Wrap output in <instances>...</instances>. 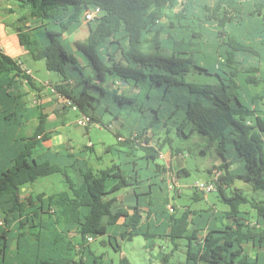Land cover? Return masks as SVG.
I'll return each instance as SVG.
<instances>
[{"label": "trees", "instance_id": "16d2710c", "mask_svg": "<svg viewBox=\"0 0 264 264\" xmlns=\"http://www.w3.org/2000/svg\"><path fill=\"white\" fill-rule=\"evenodd\" d=\"M7 1L25 10L18 21L31 30L18 35L27 39L31 56L44 59L47 70L60 76L51 86L57 100H64L62 109L74 105L92 124L103 112L112 115L122 146L117 151L124 157L94 170L74 152L38 150L51 137L49 114L40 110L31 134L19 138L13 154L0 146L1 261L113 264L91 248L92 240L106 236L120 252L119 240L143 235L150 248L151 237L172 243L170 251H159L158 264H264V201L232 188L239 179L264 189V0ZM93 7L100 14L88 21L85 42L76 41V49L67 52L65 34L78 29L84 11ZM210 34L212 43L206 42ZM246 53L257 56L262 68L244 67L240 55ZM22 65L0 50V78L20 75L37 88ZM193 69L213 74L216 81L189 80ZM260 83L253 92L251 85ZM9 85L0 80V129L7 135L32 115L22 121L5 107ZM172 127L185 137L198 134L204 138L200 152L219 156L207 170H221L215 191L225 208L180 210L171 202L172 167L158 159L172 141ZM148 133L157 136V144H149ZM170 152L180 149L170 147ZM53 173L63 175L66 189L20 196L23 187ZM188 174L185 166L176 171ZM129 188L134 203L116 207L114 193ZM200 193L195 189L193 199ZM151 216L156 222L149 221ZM119 219V230L110 233ZM183 238L185 259L173 260ZM246 244L261 251L252 255ZM118 264L132 263L122 256Z\"/></svg>", "mask_w": 264, "mask_h": 264}, {"label": "rangeland", "instance_id": "374dc122", "mask_svg": "<svg viewBox=\"0 0 264 264\" xmlns=\"http://www.w3.org/2000/svg\"><path fill=\"white\" fill-rule=\"evenodd\" d=\"M250 1L252 2L253 0ZM24 22V20H21L19 23L23 25ZM87 34V21H83L78 30L74 33H66V38L62 40V44L64 45L66 51H72L70 47L72 42H85ZM214 38L215 36L213 34L207 35L206 42L212 43L215 40ZM20 57L25 66L32 70V74L37 80H51L56 82L60 79V76L57 73L47 70L44 59H34L28 53L21 55ZM240 59L246 68L253 65H257L261 68L263 66V62L260 61L257 56L252 54H242L240 55ZM206 64L211 66L210 62H207ZM187 78L196 82L216 81L213 74H208L196 69H193V72L189 73ZM262 85L263 83L251 85V90L253 92H257L261 89ZM37 87L41 90L42 88H46L48 86L45 84L37 85ZM40 90L38 91L40 92ZM33 99H35V97L30 98L31 101ZM79 117H81V114L68 106L66 109H61V111L56 112L55 115L50 116L47 128L48 131H51V140L44 142L43 145L51 146V144H53L54 146H57L58 144L63 143V145L67 146V148L63 146L62 148L58 147L54 149L62 151L67 150L66 152H74L77 155L86 158L94 170L106 168L112 163L118 162L120 157H124L123 153L117 151L118 149H122V146L118 143L115 135L119 127L118 123L113 120L112 115L107 112H103L99 123L89 124L87 127L76 123ZM30 121L31 123L33 122L32 118ZM36 123L37 122L35 120L34 126ZM17 131V137H20L22 134H28V129L26 132L24 129L22 131L20 128ZM168 134L172 138V141L164 144L161 150V157L158 161L160 163L162 162L167 164L169 159L172 160L173 165L170 164V166H172L173 169L170 172L169 177L171 182H174V187L170 191L175 198L171 200V202L174 203L177 206V209L180 210L185 209L183 206H189L193 209L206 208L209 206H211L212 209L215 208L218 210L225 208V205L221 201L217 191H211L205 195L202 194L198 199H193L192 197L195 190L192 186L193 183L197 180L205 181L211 177V173H209L207 169H212V165L219 162L217 160L219 156L213 150H208L205 154L200 152L204 138L200 137L198 134H195L192 137H185L178 134L176 129L173 127L170 129ZM148 135H150L149 144H157V136L148 133L147 137ZM163 135L164 134H160V137H163ZM18 142L21 141L18 140ZM108 147H111L110 151H107ZM170 147L180 149V154H177L178 156L175 154H173V156L170 155ZM238 165L239 164L235 163L233 164V167H238ZM182 166H185L188 169L189 174L177 176L176 171ZM70 173L74 174L71 170ZM234 187L240 188L249 198L264 201V189H253L249 186V184L239 179L234 182L232 188ZM66 188L67 184L63 175L61 173H53L47 176L38 177L34 182L23 187L20 196L24 197L30 193L36 194L39 192L52 194ZM230 192L231 189L228 188L227 193ZM114 194L118 197L116 207L123 205L128 199V193L124 189L118 190ZM167 207L170 209V206ZM111 227L113 228L114 226ZM113 229L117 231L119 229V224H117ZM201 235H203V233H201ZM106 238V236H97L90 242L91 248L98 254L104 253L106 257L113 260V264H118V260L122 256H126L132 264H158L156 257H158L159 251L162 250L163 252H168L173 248L172 243L164 237H151L150 239L154 240V244L151 248L147 247L146 245L148 240H146L143 235H136L132 237L131 240H119L118 242L121 246V250L119 252L115 251L109 245ZM102 241H105V243H102ZM186 242L187 240L184 238L177 241L178 247L172 257L173 260L184 261ZM245 247L252 255L260 250L259 248L252 247L250 244H246ZM0 264H11V262L9 259H6L4 262L0 259Z\"/></svg>", "mask_w": 264, "mask_h": 264}, {"label": "crops", "instance_id": "0c3cea01", "mask_svg": "<svg viewBox=\"0 0 264 264\" xmlns=\"http://www.w3.org/2000/svg\"><path fill=\"white\" fill-rule=\"evenodd\" d=\"M25 13V10H22L18 7V5L14 2L7 1V0H0V48L3 51V53L9 55L12 58L18 59L23 63L21 60V55H25L26 53H29L28 45H27V39L26 38H20L18 33L21 32L24 35H29L30 33V27L25 26V22L23 25L19 23L18 18L20 16H23ZM85 21L84 17H82V22ZM29 25L31 24L28 22ZM21 29V30H19ZM78 30V29H76ZM75 30V31H76ZM73 31L72 33H74ZM68 33V34H72ZM66 36H64V39ZM71 42V41H70ZM214 42V41H213ZM75 42H72V45H70L71 50H75L76 46L74 44ZM31 55V54H30ZM25 66V64L23 63ZM27 67V66H26ZM29 69V67H28ZM32 71L31 69H29ZM13 76V75H12ZM33 81L37 87V85H47L48 87L42 88L41 90L39 87L33 88L31 87L27 80L22 78L20 75L18 76H13V78H0V80L4 81V83L9 82V87L7 88V91L11 94L10 101H8L7 105L5 106L6 108L10 109L11 111H14L17 114L22 115V117L19 120L25 121L28 117V113L30 112L32 115L24 122L21 126H18L16 129H11L7 134H3L2 130L0 129V136L1 138V143L0 146L3 147H9L10 150H8L9 154H13L15 147L19 145L20 142H18L20 137L23 136H29L31 134V131L34 127V121L36 120L37 122V115L38 112L41 110L44 113H48V119L52 115L56 114V110H61L63 108V104H61V101H57L56 94L54 93V89L52 88L51 84H54L56 82H53L51 80H37L35 76L33 75ZM40 90V92L38 91ZM35 97L32 101L30 98ZM14 98V99H13ZM53 103H52V102ZM4 105H1L0 107V112L2 111ZM32 118L33 122L31 123L30 119ZM30 121V122H29ZM28 127V128H27ZM23 129L26 130L28 129V134H22L20 137H17L16 133L18 132V129ZM7 136V137H6ZM51 138V137H50ZM44 140L41 142V144L38 146V150L46 149V148H51V150H55L54 148L58 147H63L62 144H58L57 146H54L51 144V146H44L43 143L46 141H49L51 139ZM67 148V146H64ZM70 148V147H68ZM58 151H62L57 149ZM65 150L64 152H66ZM170 152V151H169ZM162 154V152H161ZM160 154V157H161ZM171 155V152L169 153ZM180 154V153H179ZM178 156L177 154H175ZM173 156V155H172ZM171 156V157H172ZM176 158V157H175ZM169 159L167 164H172V160ZM173 165V164H172ZM172 167V166H171ZM184 167V166H182ZM181 167V168H182ZM173 169V167H172ZM127 191V200L124 202L123 205L121 206H126L129 204L134 203V191L129 189H124ZM145 209V208H144ZM147 210V209H146ZM123 219H119L117 224H121ZM150 222L155 221L156 219L151 216L149 219ZM158 224V223H156ZM116 225L113 227L115 228ZM112 227L110 228L109 232L110 233H116ZM159 232V231H158ZM259 252L261 251L258 250ZM257 251V252H258Z\"/></svg>", "mask_w": 264, "mask_h": 264}, {"label": "built area", "instance_id": "2783aa9c", "mask_svg": "<svg viewBox=\"0 0 264 264\" xmlns=\"http://www.w3.org/2000/svg\"><path fill=\"white\" fill-rule=\"evenodd\" d=\"M99 14H100V8L99 7H93V8L86 9L83 13V17H84V20L88 22V21H92ZM0 50H1V48H0ZM22 66L28 74L33 76L32 71H30L26 66H24V65H22ZM57 101H61V103L64 105V100L59 99ZM65 102H66V100H65ZM69 107H71L73 110L77 109L76 106H74V105L73 106L71 105ZM76 123L78 125H82L85 127L89 126V124H92V123H90L89 117L84 115V114H81V117H79L77 119ZM220 174H221L220 169H213L211 172V177L208 180H205V181L197 180L193 183L192 186L204 195L211 192V191H215L216 185H217V180H218V177ZM168 183H169V188L171 190L174 187V182L172 183L170 180V181H168ZM0 223H1V220H0ZM88 239L91 241L92 237H88Z\"/></svg>", "mask_w": 264, "mask_h": 264}, {"label": "water", "instance_id": "95a60500", "mask_svg": "<svg viewBox=\"0 0 264 264\" xmlns=\"http://www.w3.org/2000/svg\"><path fill=\"white\" fill-rule=\"evenodd\" d=\"M122 86H126L127 85V83L125 82V81H122V84H121ZM62 104V103H61Z\"/></svg>", "mask_w": 264, "mask_h": 264}]
</instances>
